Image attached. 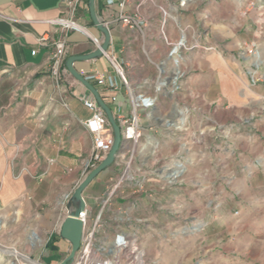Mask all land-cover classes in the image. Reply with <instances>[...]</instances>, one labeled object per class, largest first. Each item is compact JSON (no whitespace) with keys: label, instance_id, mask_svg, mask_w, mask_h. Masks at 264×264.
Returning <instances> with one entry per match:
<instances>
[{"label":"crops","instance_id":"1","mask_svg":"<svg viewBox=\"0 0 264 264\" xmlns=\"http://www.w3.org/2000/svg\"><path fill=\"white\" fill-rule=\"evenodd\" d=\"M87 1L83 0L73 18L81 30L52 21L66 17L61 0H0V210L24 215L40 209L43 214L37 212L34 217L42 216L57 228L66 215L68 200L63 202L62 197L83 179L91 152V135L82 123L91 112L81 97H94L69 72L62 73L56 84L51 53L54 41L65 39V67L68 56L96 48L91 37L101 42L103 35L90 18ZM250 1L253 5L246 12L232 16L227 8H243L242 2L126 0L120 8L118 1L108 5L106 0H95L96 14L110 33L106 51L122 64L126 79L134 87L143 85L152 91L156 65L169 50L164 38L175 42L182 30L192 46L181 59L182 93L188 98L171 101L166 107L162 104L166 95L160 93L154 108L139 111L144 134L140 168L147 176L154 167L160 172L157 181L150 175L147 184L154 188V201L141 194L130 196L131 188L126 192V205L135 201V214L144 220L139 227L146 250L148 233L154 232L150 230L160 225L163 216L173 212L171 204L185 200L182 213L194 214L196 199L226 197L228 178L254 185V177L260 172L259 158L264 161L260 156L264 153L260 144L264 136V48L254 20V0ZM216 7L222 14L212 11ZM120 13L137 15V23L132 27L122 23L117 19ZM212 21L239 25L229 33L227 28L219 30L218 39L224 42L219 52L197 46L211 44ZM41 36L47 38L45 43L40 42ZM251 41L256 43L257 55H249L240 47ZM73 66L80 73H104L120 81L103 55L74 61ZM90 83L116 119V109L123 114L130 112L124 86L112 91L95 80ZM112 95L113 101L109 99ZM167 120L181 121L183 127L176 128ZM177 162L183 165V173L175 184L165 187L161 175ZM109 167L83 190L92 209L96 195L101 196L108 188L105 183L112 178ZM197 210L203 216L225 212L220 207ZM57 238L55 255L69 246L59 234Z\"/></svg>","mask_w":264,"mask_h":264},{"label":"rangeland","instance_id":"2","mask_svg":"<svg viewBox=\"0 0 264 264\" xmlns=\"http://www.w3.org/2000/svg\"><path fill=\"white\" fill-rule=\"evenodd\" d=\"M225 1L229 3L242 2L243 8L240 6L227 8L228 13L232 16L235 12L239 14L242 11L246 12L247 7L253 5L250 0ZM212 11L216 15L222 14V10L217 7ZM254 15V20H257L259 26L258 37L264 48V0H254ZM238 26L233 21L226 24L212 21L210 25L211 44H216L221 48L224 42L218 39L221 33L219 30L227 28V33H229ZM199 28L202 29V26L200 25ZM166 61L169 71L172 72L174 70L172 59L169 58ZM167 73L169 74V72ZM172 79L175 80L173 77ZM177 83L180 86L178 89L174 88L173 84L165 88L167 93L163 94L166 96H162L164 106L167 107L171 101L176 99L188 98L182 93L181 81ZM172 88L174 93L171 92ZM174 112H176L175 108ZM260 144L264 146V136L261 138ZM260 156L264 157V153L260 152ZM259 160L262 167L259 174L254 177V185H242L228 178L226 197L220 200L211 198L210 201L202 197L196 199L194 214L185 215L182 213V207L186 205L185 200L176 201L175 205L171 204L170 206L174 208L173 212L163 216L159 226L149 229L154 232L147 235V250L141 244V228L137 223H131L132 228L138 229L139 242L145 251V264H264V172H262L264 161L262 158ZM138 162L139 155L132 160V166H138ZM109 168L112 178L108 179L105 186L110 190L118 181L124 166L123 164H112ZM242 186L244 188L240 192L238 189ZM130 188L125 183H121L115 189L109 206H107L108 217L116 214L114 210L117 207L127 204L126 192ZM236 189L239 192L235 194ZM99 196V194L96 195V197ZM163 206L168 205L164 203ZM202 207L210 209L220 207L225 212L218 215V213L214 214V211L210 215L203 216L197 210ZM136 208L131 211L132 215L137 217ZM37 212H40V215L43 214L40 209L29 210L24 215L15 212L7 214L0 210V219L2 220L0 264H33L32 262L58 264L67 256L71 248L70 244L66 251L55 255L58 252V247L54 244L58 239V228L55 224L48 223L42 216L36 219L34 215ZM34 234L38 237H35ZM12 251H16L17 254L14 255ZM28 257L32 259V262L27 260Z\"/></svg>","mask_w":264,"mask_h":264},{"label":"built area","instance_id":"3","mask_svg":"<svg viewBox=\"0 0 264 264\" xmlns=\"http://www.w3.org/2000/svg\"><path fill=\"white\" fill-rule=\"evenodd\" d=\"M115 1H118L120 8H123L126 2V0H106V3L111 5ZM61 3L66 12V17H60L52 21L69 28L83 30L73 20L78 8L83 5V0H61ZM162 11L166 14L164 10ZM117 19L131 27L137 23V15L120 13ZM180 38L185 39V44H178ZM91 39L97 47L100 43L98 39L95 37H91ZM164 39L169 45V50L166 57L156 65L157 77L153 82L152 91L143 85L132 86L126 79L122 64L107 51H104L102 55L108 59L120 81H117L114 76L109 74H86L79 72L88 81L95 80L97 85L105 87L108 90L115 91L120 86H124L131 109L128 114H123L119 109H116L117 119L114 117L120 128L121 142L113 164H123L124 169L118 181L110 190L107 188L101 196L94 198V209L90 208L84 199L85 206L78 215V218L82 221L81 242L70 264H145V251L139 242L138 229L130 226L131 223H137L139 226L144 222L139 216L132 215V211L136 208L137 203L132 201L129 206L117 207L116 214H113L111 217L107 216V206H109L115 189L121 183H125L126 186L131 187L130 196L136 198L141 194L152 201L155 200L154 188L147 184L150 180V175L156 181L158 180L160 176L158 169L156 167L152 168L150 171L151 174L147 176L144 170L140 168L139 162L138 166H132L134 157L138 156L140 151L144 149L143 146L140 147V142L144 134L139 111L154 108L158 101V94L167 93L165 88L169 87L170 84H173L174 88H180L177 82L184 76V71L180 68L182 53L192 47L182 30L180 37L175 42L167 41L166 38ZM46 40V37L41 36V43H45ZM177 45L178 47H176ZM53 46L54 50L51 53V74L56 84H58L62 77L61 74L68 73L67 69L63 66L66 48L65 39L59 38L55 40ZM197 46L204 51L219 52L221 49L216 44H197ZM240 47H244L249 55H257L256 43L253 41L249 42V44L242 43ZM173 56H176V60ZM169 58L174 63V70L172 72L169 71L168 62L166 61ZM177 71L179 74L173 81L172 77ZM251 77L252 82H254L252 75ZM171 92H175L173 88ZM109 99L113 101L115 96L112 95ZM81 101L91 112L90 116L82 121L92 139L90 156L83 169V176H85L106 156L113 144L114 135L105 112L96 100L92 97H81ZM63 105L66 106L67 104L63 102ZM167 122L176 128L183 127V123L178 120H167ZM52 161V159L49 160V162ZM182 173L183 165L179 162L175 164V167H167L165 173L161 175L165 187L175 184ZM77 185H74L70 191L63 195V202L69 200ZM28 260L32 261L29 257Z\"/></svg>","mask_w":264,"mask_h":264},{"label":"water","instance_id":"4","mask_svg":"<svg viewBox=\"0 0 264 264\" xmlns=\"http://www.w3.org/2000/svg\"><path fill=\"white\" fill-rule=\"evenodd\" d=\"M87 6L93 24L101 31L103 35L102 40L99 45L89 53L68 56L65 60V67L71 76L82 83L92 93L96 102L105 112L113 130L114 141L106 156L78 183L67 202V213L60 223L58 234L62 239H65L69 242L71 248L67 256H65L58 264H69L74 259L82 237V221L78 218V215L85 206L82 195L83 190L91 182V180L97 176V174L113 164L121 142L120 128L111 112V109L103 101L97 89L90 83V81L85 79L73 66L74 61L88 60L102 56L103 52L107 50L110 42L109 30L105 23H103L96 14L95 0H88Z\"/></svg>","mask_w":264,"mask_h":264},{"label":"bare ground","instance_id":"5","mask_svg":"<svg viewBox=\"0 0 264 264\" xmlns=\"http://www.w3.org/2000/svg\"><path fill=\"white\" fill-rule=\"evenodd\" d=\"M184 44L185 43V39L184 38H180V40H179V42H178V44ZM176 47H178V45L176 46ZM174 59L176 60V57H174ZM178 76V73H176V75L174 76V79H176V77ZM174 81V80H173ZM35 235V237H38V235H36V234H34ZM12 253L14 254V255H16L17 254V252L16 251H12ZM17 259V258H16ZM28 260V259H27ZM29 261V260H28ZM30 262H32V261H30ZM33 264H38V263H36V262H32Z\"/></svg>","mask_w":264,"mask_h":264},{"label":"trees","instance_id":"6","mask_svg":"<svg viewBox=\"0 0 264 264\" xmlns=\"http://www.w3.org/2000/svg\"><path fill=\"white\" fill-rule=\"evenodd\" d=\"M87 1V0H86Z\"/></svg>","mask_w":264,"mask_h":264}]
</instances>
